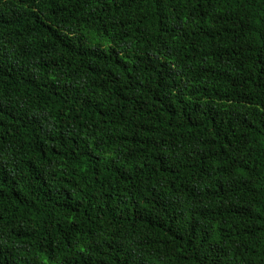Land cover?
Instances as JSON below:
<instances>
[{"label": "trees", "instance_id": "1", "mask_svg": "<svg viewBox=\"0 0 264 264\" xmlns=\"http://www.w3.org/2000/svg\"><path fill=\"white\" fill-rule=\"evenodd\" d=\"M0 264H264V0H0Z\"/></svg>", "mask_w": 264, "mask_h": 264}]
</instances>
